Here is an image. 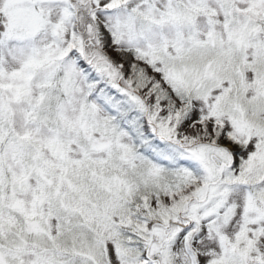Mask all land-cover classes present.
I'll list each match as a JSON object with an SVG mask.
<instances>
[{"label":"snow or ice","instance_id":"1","mask_svg":"<svg viewBox=\"0 0 264 264\" xmlns=\"http://www.w3.org/2000/svg\"><path fill=\"white\" fill-rule=\"evenodd\" d=\"M0 264H264V0H0Z\"/></svg>","mask_w":264,"mask_h":264}]
</instances>
